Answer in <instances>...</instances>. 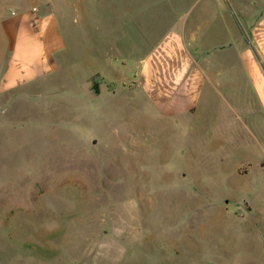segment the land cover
<instances>
[{
	"label": "rangeland",
	"instance_id": "obj_1",
	"mask_svg": "<svg viewBox=\"0 0 264 264\" xmlns=\"http://www.w3.org/2000/svg\"><path fill=\"white\" fill-rule=\"evenodd\" d=\"M100 2L80 16L79 1L68 8L99 29L62 18L58 72L0 97V264H264V118L247 119L251 130L226 123L218 136L206 127L227 115L216 97L199 122L209 134L195 138L144 118L132 91L137 60L171 28L189 44L193 23L220 27L228 15L230 45L264 72L254 44L264 0ZM106 51L119 60L107 70L116 96L98 97ZM7 55L0 22V64Z\"/></svg>",
	"mask_w": 264,
	"mask_h": 264
},
{
	"label": "crops",
	"instance_id": "obj_2",
	"mask_svg": "<svg viewBox=\"0 0 264 264\" xmlns=\"http://www.w3.org/2000/svg\"><path fill=\"white\" fill-rule=\"evenodd\" d=\"M59 1L0 0V10L4 8L0 12V22L8 43L7 59L0 64V97L21 96L24 88L61 69L64 58H68L62 18L67 17L74 23L91 21L99 29L100 20H91L89 14L70 18L68 8L75 9L76 0H62V15ZM77 1L80 16L83 8L85 12L87 7L97 10L101 0ZM113 18L109 16L106 20L110 32L118 30V25L113 26ZM229 20V15L223 16L218 21L220 27L193 23L189 44L182 30L173 27L147 54H142L136 62L132 91L142 98L144 118L152 114L164 127L170 123L185 126L190 135L193 132L198 138L210 132L202 133L199 122L207 106L214 100L218 102L216 97L222 100L227 115L217 113L215 122L206 127L218 136L227 131L226 123L251 130L252 122L247 119L264 118V72L250 50L230 45L233 28L228 25ZM254 32L255 48L264 56V25ZM214 34L217 37L219 34L220 38H215ZM234 36L240 42V35ZM98 37L103 38L99 34ZM219 41L227 43L228 47L216 52L212 47L222 46ZM115 54L107 52L106 57L98 59L101 60L95 70L100 78L96 82L98 92L95 95L98 97L103 94L116 96L115 79L107 71L118 69L116 62L119 60Z\"/></svg>",
	"mask_w": 264,
	"mask_h": 264
},
{
	"label": "trees",
	"instance_id": "obj_3",
	"mask_svg": "<svg viewBox=\"0 0 264 264\" xmlns=\"http://www.w3.org/2000/svg\"><path fill=\"white\" fill-rule=\"evenodd\" d=\"M94 90L98 92V87L96 85H94Z\"/></svg>",
	"mask_w": 264,
	"mask_h": 264
}]
</instances>
